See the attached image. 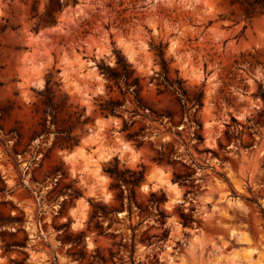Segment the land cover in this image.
I'll return each instance as SVG.
<instances>
[{"label": "rangeland", "instance_id": "374dc122", "mask_svg": "<svg viewBox=\"0 0 264 264\" xmlns=\"http://www.w3.org/2000/svg\"><path fill=\"white\" fill-rule=\"evenodd\" d=\"M49 3L0 0V264H264V15L67 0L47 25L33 17ZM119 58L138 88L100 71ZM71 130L79 144L62 149ZM108 167L144 181L116 188Z\"/></svg>", "mask_w": 264, "mask_h": 264}, {"label": "trees", "instance_id": "16d2710c", "mask_svg": "<svg viewBox=\"0 0 264 264\" xmlns=\"http://www.w3.org/2000/svg\"><path fill=\"white\" fill-rule=\"evenodd\" d=\"M74 2H76V0H73ZM232 4H240L246 12V15L248 18H253L256 15H264V0H230ZM67 0H50L49 5L47 6V11L45 14L40 15L37 12L36 15L33 18H47V25H55L56 24V20L54 19V15L56 13H61L63 11L64 6L66 5ZM161 53V59H162V65H163V69L166 71L167 69V63L166 60L164 58V54L162 52ZM100 71L102 72V74H104L108 79L115 81L116 84H120L121 82H123L127 87H139L138 84V79L133 77L134 74V70L131 64H129L128 62H124L123 60H121L119 58L118 60V67L115 70H111L110 68H106V67H100ZM49 80L47 83V88L44 92V94L42 93L41 96L45 98L43 105H45L48 110L45 111V113H49L52 117V121L56 119V116L58 114V107L54 104L53 100L51 99V97L48 95L50 93V88L49 85L53 79V75L50 73L49 75ZM177 92V91H176ZM46 94V95H45ZM202 98V95H201ZM198 102V101H197ZM119 102H107L105 105H103V110H105L106 112H108L109 114L114 115L117 111V108L119 106ZM84 117V115H79L77 117V121L78 124H82L85 125L87 123V119H84L83 121L82 118ZM67 131L65 129H60L58 131V135L60 134H65ZM20 137V136H19ZM60 139V137H57V141ZM63 141H65L64 145H60V147L62 149H69L72 150L75 146H77L79 144V141L77 140L76 136H73V131L71 130L69 132V134L67 136H65L63 138ZM57 142L54 144L56 145ZM105 172L107 174H109L115 181L116 184L114 187L116 188H120L122 186V184L125 185H132V186H138L141 182L144 181L145 178V172L144 171H135V172H131L130 173V178L127 179L124 177V173L119 171L118 168H106ZM129 173V172H128ZM175 181L176 182H184L185 180H182V176L179 174H175ZM0 182H1V186H0V194L4 195L7 194L9 191H7V186L4 182V180L0 177ZM79 196V194H77ZM163 200H159L156 201L157 203L162 202ZM2 204H8V202H4ZM98 212H94L92 218L95 219L98 217ZM2 219V217H1ZM1 219H0V235L2 237H5L6 234L4 231H2L4 224L1 223ZM12 223H22L24 220L22 217L20 216H11L10 217ZM182 220H183V224L184 226H187L190 223V219L188 216L186 215H182ZM80 237V235H78L74 240V244H76L77 246L80 245V239H78ZM5 242V240H4ZM6 247V253L7 252H11V251H17V249H21L22 247H24V244H22L21 242H13V243H6L5 245ZM20 253L26 255L24 252L19 251ZM81 256L83 255V252L81 251L79 253ZM101 261L106 263V260L104 257L100 258ZM23 264V263H20Z\"/></svg>", "mask_w": 264, "mask_h": 264}]
</instances>
